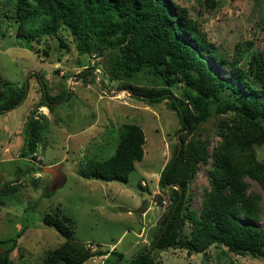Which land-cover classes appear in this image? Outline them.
<instances>
[{"label":"rangeland","instance_id":"obj_1","mask_svg":"<svg viewBox=\"0 0 264 264\" xmlns=\"http://www.w3.org/2000/svg\"><path fill=\"white\" fill-rule=\"evenodd\" d=\"M168 2L174 10L187 8L219 55L231 59L239 54L238 66L244 71L259 57L264 61V0H215L212 8L204 0ZM12 9L13 0H0V73L12 88L24 83V95L16 106L0 111V184L19 185L18 191L8 196L0 194V238L9 240L3 249L11 247L13 264H40L45 252L63 241L52 227L43 224L42 217L60 209L73 221L75 240L114 250L82 264H128L151 242L167 209L169 200L159 178L179 144L180 124L167 102L148 104L128 92L125 85L160 88L169 80L168 88L180 98L183 84L177 76L155 75L146 66L132 79H115L106 52L105 56L80 52L78 39L65 27L51 35L17 37L18 24L9 17ZM192 45L219 77L230 79L227 64L210 60L198 45ZM248 77L254 87H260L252 74ZM36 78L43 81L48 95L55 96L63 89L65 93L54 102L53 111L46 106L33 111L44 121L42 139L32 158L26 150L25 122L41 97ZM211 111L186 140L201 135L207 137L209 149L214 145L218 140L215 125L226 115L213 106ZM123 123L137 124L144 133L143 156L135 162L127 181L85 177L86 163L112 154ZM255 153L264 162V144L255 147ZM53 164H60L54 177L43 172V167ZM249 182L251 189H259L254 180ZM202 184H206L205 167L199 165L188 188L189 207L196 210ZM161 198L167 201L165 206ZM256 225L264 227L263 213ZM184 227L188 231V222ZM156 257L161 264H264V257L235 254L218 245L191 254L169 248L158 251Z\"/></svg>","mask_w":264,"mask_h":264},{"label":"trees","instance_id":"obj_2","mask_svg":"<svg viewBox=\"0 0 264 264\" xmlns=\"http://www.w3.org/2000/svg\"><path fill=\"white\" fill-rule=\"evenodd\" d=\"M204 3L215 6V0ZM9 17L18 24L17 37L51 35L61 27L68 28L78 39L80 52L95 51L99 56L106 52L109 72L115 79H132L146 66L155 75L168 79L177 76L183 84L180 98H175L168 88L169 80L160 88L125 85L148 104L167 102L180 124L179 144L159 178L160 188L169 200L167 209L151 242L128 264H161L156 257L158 251L178 248L188 254L201 253L211 245L223 246L235 254L264 257V227L256 225L264 214V162L255 153V147L264 144V61L260 57L244 71L238 66L239 54L231 59L219 55L187 8L174 10L168 0H13ZM191 43L198 45L210 60L227 64L230 79L219 77ZM249 74L260 87L252 85ZM36 80L41 97L34 102L25 122L26 150L32 158L42 139L44 121L33 111L38 106L53 111L54 105L48 102L59 101L65 93L64 89L55 96L46 92V102L43 81ZM23 95L24 83L12 88L0 73V111L16 106ZM212 106L226 116L217 121L218 140L209 149L207 137H186L211 116ZM143 144L141 127L123 123L112 154L86 163L82 174L126 182L135 162L143 156ZM199 165L205 167L206 184L201 185L200 208L196 210L189 207L188 188ZM249 179L258 184V190L250 188ZM18 189L19 185L10 182L0 184V194L6 196ZM42 222L63 241L48 249L40 264H82L114 252L75 240L73 221L60 209L45 213ZM7 241L0 238V264H13L11 247L3 249Z\"/></svg>","mask_w":264,"mask_h":264},{"label":"water","instance_id":"obj_3","mask_svg":"<svg viewBox=\"0 0 264 264\" xmlns=\"http://www.w3.org/2000/svg\"><path fill=\"white\" fill-rule=\"evenodd\" d=\"M42 89H43V97H44V100L46 102L47 99H46V91H45V87L44 85H42ZM128 92H131L129 89H128ZM136 95V94H135ZM138 96V95H137ZM48 104L50 105H56L57 103H54V102H48ZM60 166V164H53V165H50V166H46V167H43V172H45L46 174H49L51 175L52 177H54V174H55V169L58 168Z\"/></svg>","mask_w":264,"mask_h":264},{"label":"built area","instance_id":"obj_4","mask_svg":"<svg viewBox=\"0 0 264 264\" xmlns=\"http://www.w3.org/2000/svg\"><path fill=\"white\" fill-rule=\"evenodd\" d=\"M153 203L155 204V201ZM160 203L162 206H165L167 204V201L165 200V198H161Z\"/></svg>","mask_w":264,"mask_h":264},{"label":"crops","instance_id":"obj_5","mask_svg":"<svg viewBox=\"0 0 264 264\" xmlns=\"http://www.w3.org/2000/svg\"><path fill=\"white\" fill-rule=\"evenodd\" d=\"M146 210H147V208L145 209V211L144 212H142L141 214L143 215L145 212H146ZM157 219V218H156ZM154 234V233H153Z\"/></svg>","mask_w":264,"mask_h":264}]
</instances>
